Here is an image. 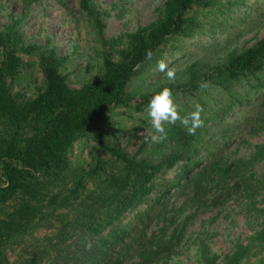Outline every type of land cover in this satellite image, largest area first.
<instances>
[{
  "label": "trees",
  "instance_id": "trees-1",
  "mask_svg": "<svg viewBox=\"0 0 264 264\" xmlns=\"http://www.w3.org/2000/svg\"><path fill=\"white\" fill-rule=\"evenodd\" d=\"M18 1L25 13L39 0ZM250 1L165 0L150 23L106 37L93 0H79L96 46L78 88L69 84L70 56L49 39L24 40L19 19L0 30V264L166 262L195 217L235 191L257 218L253 231L223 255L199 241V261L264 264V207L256 201L264 141L247 157L225 155L237 138L264 132V35L236 47L264 23V1ZM161 59L175 69L173 81L157 71ZM35 66L41 84L30 96L13 91ZM164 87L181 116L199 104L204 125L189 135L179 121L166 124L167 138L152 143L144 139L152 131L146 109ZM144 130L127 151L124 134ZM77 141L88 147L86 165L70 159Z\"/></svg>",
  "mask_w": 264,
  "mask_h": 264
},
{
  "label": "rangeland",
  "instance_id": "rangeland-1",
  "mask_svg": "<svg viewBox=\"0 0 264 264\" xmlns=\"http://www.w3.org/2000/svg\"><path fill=\"white\" fill-rule=\"evenodd\" d=\"M253 1L251 0L250 3ZM93 2L102 14L105 36L112 37L153 21L159 15L158 9L163 6L165 0H93ZM18 19V27L24 40L45 44L49 39L59 55L70 56L75 73L70 75L69 84L74 88L80 87L93 68L91 59L94 56L96 43L93 28L83 20L80 14L79 0H39L32 2L25 13L20 1L1 0L0 30L9 22ZM263 35L264 23L242 37L236 47L250 46ZM202 37L206 39L208 36L204 34ZM20 56L24 61L31 59L25 54ZM41 81L42 73L39 69L36 66L29 68L27 76L23 78L20 85L14 86L13 91L18 90L25 96H30ZM130 123L131 121L128 122V126ZM142 132L143 134H140ZM145 133L146 130L140 131L136 137L130 139L125 133L122 143L127 151L132 152L139 138ZM263 141L264 132L237 138L229 146L225 155L229 159L247 157L254 150V145ZM78 156L85 165L90 160L88 147L79 141L74 143L70 159L75 162ZM253 171L257 177H260L263 171L262 163L257 164ZM256 201L258 207H264V188L257 195ZM246 202L248 200L245 196L235 191L224 204L199 213L187 227L183 240L176 248V253L166 262L157 264H201L198 253L201 240L209 245L212 252L219 255L230 251L238 239L245 241L253 231L252 227L257 219L252 217L254 212L250 210ZM162 223V220L153 223L151 230L157 229ZM42 234H44L43 230L37 232V235ZM8 255L10 259H14L16 254L14 251H8Z\"/></svg>",
  "mask_w": 264,
  "mask_h": 264
},
{
  "label": "clouds",
  "instance_id": "clouds-1",
  "mask_svg": "<svg viewBox=\"0 0 264 264\" xmlns=\"http://www.w3.org/2000/svg\"><path fill=\"white\" fill-rule=\"evenodd\" d=\"M151 55V52L147 53L148 58H151ZM156 69L164 73L169 81L175 79V69L170 68L164 60L157 61ZM201 87L206 88L207 83H202ZM146 111L151 120L152 131L144 135V139L152 143H160L167 138L166 124L175 125L179 121L189 135H195L197 129L204 125L201 118L203 108L196 104L192 112L181 116L177 105L174 103L172 90L168 87H164L152 95ZM140 134H143V132Z\"/></svg>",
  "mask_w": 264,
  "mask_h": 264
}]
</instances>
